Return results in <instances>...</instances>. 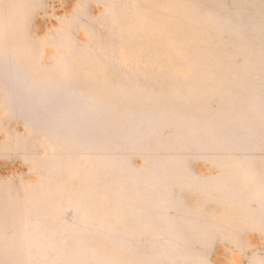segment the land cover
I'll list each match as a JSON object with an SVG mask.
<instances>
[{
    "label": "rangeland",
    "instance_id": "374dc122",
    "mask_svg": "<svg viewBox=\"0 0 264 264\" xmlns=\"http://www.w3.org/2000/svg\"><path fill=\"white\" fill-rule=\"evenodd\" d=\"M0 264H264V0H0Z\"/></svg>",
    "mask_w": 264,
    "mask_h": 264
}]
</instances>
